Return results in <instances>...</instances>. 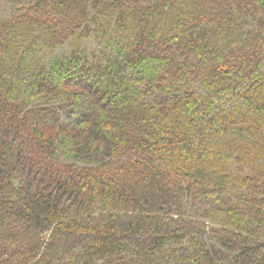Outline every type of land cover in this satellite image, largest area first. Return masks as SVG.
Here are the masks:
<instances>
[{"label": "trees", "instance_id": "trees-1", "mask_svg": "<svg viewBox=\"0 0 264 264\" xmlns=\"http://www.w3.org/2000/svg\"><path fill=\"white\" fill-rule=\"evenodd\" d=\"M0 264H264V0H0Z\"/></svg>", "mask_w": 264, "mask_h": 264}]
</instances>
